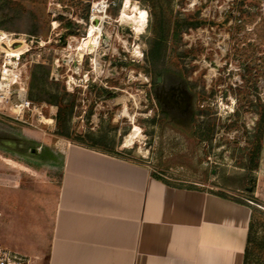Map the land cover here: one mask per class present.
<instances>
[{
    "label": "rangeland",
    "instance_id": "obj_1",
    "mask_svg": "<svg viewBox=\"0 0 264 264\" xmlns=\"http://www.w3.org/2000/svg\"><path fill=\"white\" fill-rule=\"evenodd\" d=\"M99 1L108 5L98 14L103 33L98 47L84 50L91 8ZM263 5L264 0H0V31L10 40L18 37L0 51V140L17 139L19 152L28 149L31 158L0 152V168L8 167L12 184L56 185L59 151L76 145L143 164L172 186L242 202L253 193L264 212V121L261 139L258 132L264 120ZM159 23L168 27L165 53L150 62ZM36 65L48 75L33 84ZM158 72L183 82L192 98L188 112L158 113ZM61 133L89 135L99 146ZM257 222L261 237V214Z\"/></svg>",
    "mask_w": 264,
    "mask_h": 264
},
{
    "label": "crops",
    "instance_id": "obj_2",
    "mask_svg": "<svg viewBox=\"0 0 264 264\" xmlns=\"http://www.w3.org/2000/svg\"><path fill=\"white\" fill-rule=\"evenodd\" d=\"M0 152L31 161L28 149ZM59 154L56 185L12 184L0 168V246L31 264H243L248 206L100 151Z\"/></svg>",
    "mask_w": 264,
    "mask_h": 264
},
{
    "label": "trees",
    "instance_id": "obj_3",
    "mask_svg": "<svg viewBox=\"0 0 264 264\" xmlns=\"http://www.w3.org/2000/svg\"><path fill=\"white\" fill-rule=\"evenodd\" d=\"M167 32H168V27L164 25L163 23H159L155 29V39H154L150 54L148 56V60L150 62H155L156 60H159L162 58V56H164L165 44L167 40ZM47 75H48V71H46V68L43 65L34 66L32 70V74H31L32 83L33 84L37 82L42 83L44 78H47ZM57 102H59L58 99L53 104L59 107V112H58L56 119L57 121L61 123L64 118L63 110L61 109V103H57ZM263 121L264 120L261 119L259 123V129H258L259 139H261V135L263 132L262 130ZM61 135L68 139H75L76 141L80 142L82 145L90 146V148H93V149H97V146H99V144L93 141L89 135L71 136L69 133H61ZM255 168H256V165H252L251 168H248V171L252 172ZM151 176L157 180H160L168 184L166 181H164L161 177H159L156 174H151ZM212 194H215L225 199H230L223 194H216V193H212ZM252 194L253 193H251L250 200L247 202L246 201L242 202V201L233 200V199H230V200L237 202L239 204L248 206L252 210L243 264H252L253 260L257 261L258 264H264V234L261 237H258V233L256 231L257 223H258L257 218H259V214H261L264 217V212L260 210V208H258V207H261L262 205L260 201H258V199L253 197Z\"/></svg>",
    "mask_w": 264,
    "mask_h": 264
},
{
    "label": "flooded vegetation",
    "instance_id": "obj_4",
    "mask_svg": "<svg viewBox=\"0 0 264 264\" xmlns=\"http://www.w3.org/2000/svg\"><path fill=\"white\" fill-rule=\"evenodd\" d=\"M166 75V74H165ZM163 73L158 72L155 77L154 93L157 97L159 112L164 115H172L176 111L188 112L192 98L186 90L183 82L178 77L166 78ZM178 113V112H177ZM185 114V113H184ZM173 116V115H172ZM5 142L0 140V147L10 149L18 154H25V150H20L15 146L17 139L10 135L5 136Z\"/></svg>",
    "mask_w": 264,
    "mask_h": 264
},
{
    "label": "built area",
    "instance_id": "obj_5",
    "mask_svg": "<svg viewBox=\"0 0 264 264\" xmlns=\"http://www.w3.org/2000/svg\"><path fill=\"white\" fill-rule=\"evenodd\" d=\"M108 5L104 2V1H99L97 3H95V5L91 8V13H90V23H97V20L93 19V16H98V14L105 12L107 9ZM262 12H264V5L261 8ZM2 33V31H0V34ZM18 38V37H16ZM16 38L12 39L11 41H13L11 44L16 43V41H14ZM21 43L17 42V46H20ZM0 47H4V48H8L11 47L7 44V42H5V40H1L0 39ZM15 47V48H16ZM2 49H0L1 51ZM5 50V49H3ZM2 50V52H4ZM6 53V52H5ZM25 53V52H24ZM22 53V54H24ZM22 54H19L17 56H20ZM9 65H12L13 69L17 68V63H13L9 60V62L7 63ZM12 69V70H13ZM4 72H7L6 70H4ZM0 264H31V259L16 252L13 251L11 249H8L6 247H2L0 246Z\"/></svg>",
    "mask_w": 264,
    "mask_h": 264
},
{
    "label": "bare ground",
    "instance_id": "obj_6",
    "mask_svg": "<svg viewBox=\"0 0 264 264\" xmlns=\"http://www.w3.org/2000/svg\"><path fill=\"white\" fill-rule=\"evenodd\" d=\"M93 19L94 20H97V23L96 24L93 23L90 26V28H89V31L87 33V36H86V38L84 40V45H85V48H83L84 50H88L91 47H93V48L98 47L99 42H100L101 33H103L102 32V27H103V19L104 18L103 17H98V16H93ZM0 39L1 40H5V42H7L8 45H10L12 43V41L10 40V36L7 35V34H4L3 32L0 34ZM0 49L3 50L5 48L4 47H0ZM20 49H22V48H20ZM20 49H16V50L19 52ZM5 50H3V51H5ZM78 50H79V53H82V51H80L79 48H78ZM96 56H97V53H96ZM97 61H98L97 58L93 60V63L95 65L96 70H98V67H99Z\"/></svg>",
    "mask_w": 264,
    "mask_h": 264
}]
</instances>
